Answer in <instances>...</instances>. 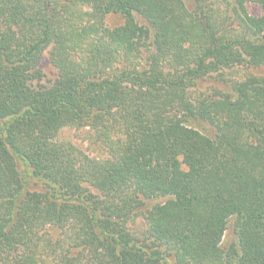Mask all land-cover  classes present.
Masks as SVG:
<instances>
[{
    "label": "trees",
    "instance_id": "trees-1",
    "mask_svg": "<svg viewBox=\"0 0 264 264\" xmlns=\"http://www.w3.org/2000/svg\"><path fill=\"white\" fill-rule=\"evenodd\" d=\"M218 1L247 35L209 0H0V264H264V77L189 95L264 65V0Z\"/></svg>",
    "mask_w": 264,
    "mask_h": 264
},
{
    "label": "rangeland",
    "instance_id": "rangeland-1",
    "mask_svg": "<svg viewBox=\"0 0 264 264\" xmlns=\"http://www.w3.org/2000/svg\"><path fill=\"white\" fill-rule=\"evenodd\" d=\"M188 8L190 7L189 0H185ZM211 9L215 14V18L219 23L225 24L227 22L229 26V32L233 35L243 36L248 34V30L244 27L238 19L232 17L229 10L224 5V3L218 0H209ZM247 11L251 16H260L261 10L255 3H249L247 5ZM124 22V18L120 15H111L107 18L106 24L114 27L119 26ZM148 44L143 47L144 57L147 55ZM48 52L45 53L42 60V67L45 72V83L49 84L56 77V70L47 60ZM147 58V57H146ZM140 61V56L135 59ZM251 76L264 77V65L259 67L247 68V66L234 67L219 73H212L205 79L198 82V84L189 90V95L192 99H197L205 94H210L216 92L228 91V87L233 83L242 82ZM57 142H65L73 145L80 152L84 153L86 156L93 160H105L108 153L105 151L104 147L97 142L95 132L90 127H74L67 126L64 127L56 136ZM156 204V201L149 202V207ZM129 228L134 235H139L147 229V220L144 215H138L133 218L129 224ZM232 222L229 225L228 231H226L225 241L231 239L232 232ZM231 241V240H230Z\"/></svg>",
    "mask_w": 264,
    "mask_h": 264
}]
</instances>
